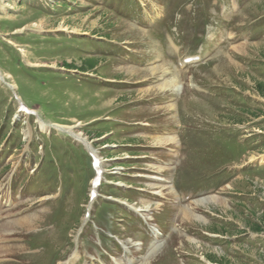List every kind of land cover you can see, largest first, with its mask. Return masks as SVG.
Returning <instances> with one entry per match:
<instances>
[{
	"label": "rangeland",
	"instance_id": "obj_1",
	"mask_svg": "<svg viewBox=\"0 0 264 264\" xmlns=\"http://www.w3.org/2000/svg\"><path fill=\"white\" fill-rule=\"evenodd\" d=\"M110 263L264 264V0H0V264Z\"/></svg>",
	"mask_w": 264,
	"mask_h": 264
},
{
	"label": "trees",
	"instance_id": "obj_2",
	"mask_svg": "<svg viewBox=\"0 0 264 264\" xmlns=\"http://www.w3.org/2000/svg\"><path fill=\"white\" fill-rule=\"evenodd\" d=\"M66 65H67V69H74V68H71V66H70L69 64H66ZM95 66H96V63H94L93 60H87V68H86V71H85V70H82L83 68H81L80 71H82V72H87L88 70H89V71H90V70H93ZM262 93H263V92H262ZM253 116H255V115H253ZM257 230H258V229H257ZM208 260L211 261V258H210V259L208 258Z\"/></svg>",
	"mask_w": 264,
	"mask_h": 264
},
{
	"label": "bare ground",
	"instance_id": "obj_3",
	"mask_svg": "<svg viewBox=\"0 0 264 264\" xmlns=\"http://www.w3.org/2000/svg\"><path fill=\"white\" fill-rule=\"evenodd\" d=\"M129 70H132V68L131 69H129ZM167 82V81H166ZM170 83H174V85H176V81L173 79H171V81H170ZM165 84H167V83H165ZM165 84H163V85H165ZM168 84H169V82H168ZM162 85V86H163ZM165 87V86H164ZM171 87V86H170ZM40 121V120H39ZM40 125H41V127H45V124H43L41 121H40ZM61 129H63V130H66L65 128H61ZM173 139V138H172ZM157 140H161L160 138L159 139H157ZM86 141V140H85ZM203 200H205V199H203ZM209 200H211V199H206V202H208ZM197 202H199V203H201V201H197ZM196 202V203H197ZM211 202V201H210ZM43 225V224H42ZM33 247V246H32ZM39 247V246H38ZM8 251V250H7ZM29 256H31V255H29Z\"/></svg>",
	"mask_w": 264,
	"mask_h": 264
}]
</instances>
